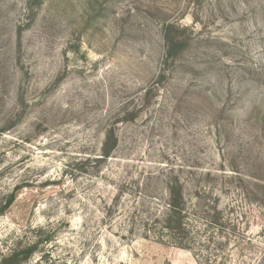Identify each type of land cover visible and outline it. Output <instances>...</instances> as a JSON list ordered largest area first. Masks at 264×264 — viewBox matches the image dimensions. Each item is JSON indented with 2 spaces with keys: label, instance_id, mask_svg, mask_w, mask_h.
I'll list each match as a JSON object with an SVG mask.
<instances>
[{
  "label": "rangeland",
  "instance_id": "1",
  "mask_svg": "<svg viewBox=\"0 0 264 264\" xmlns=\"http://www.w3.org/2000/svg\"><path fill=\"white\" fill-rule=\"evenodd\" d=\"M30 1L0 0V255L25 234L51 237L29 264H264V0ZM174 176L187 251L146 232Z\"/></svg>",
  "mask_w": 264,
  "mask_h": 264
},
{
  "label": "trees",
  "instance_id": "2",
  "mask_svg": "<svg viewBox=\"0 0 264 264\" xmlns=\"http://www.w3.org/2000/svg\"><path fill=\"white\" fill-rule=\"evenodd\" d=\"M31 3L38 4L39 0H31ZM33 5V4H32ZM173 29L172 25H168L166 28L167 35H165L166 39V54L164 64L170 61L173 57L176 45L169 40V32ZM18 41L20 39V32L17 34ZM19 47V46H18ZM159 85V81H156L151 87L145 89L141 99L139 110L144 109L149 106L151 99L155 96L157 92V87ZM128 116L125 119L127 122H133L136 120V112ZM118 145V138L116 135V131L114 127L108 128L105 132L104 140L101 147V158L95 159V167L103 163L105 160L109 159L112 153L115 151ZM166 191H167V199L164 203L165 209L160 216L156 218L153 217L152 220H147L148 229L146 232L148 234L154 235L158 237L159 243L164 238V244L170 247H177L181 250H190L191 249V232L188 226V214L186 212V201L183 196V186L179 179L174 177H169L165 181ZM17 191V190H16ZM121 194V192H119ZM120 194L114 198V205L120 196ZM196 197L199 196V193L196 192ZM16 200V192H13L6 199L5 205H3L0 209V216L4 215L15 202ZM201 220L200 217H197ZM204 220V218H202ZM206 220V219H205ZM149 223V224H148ZM209 225H212L213 222H206ZM50 236H36L35 240L28 241L27 236H24L17 239L16 242L10 245L6 254L0 255V264H29L32 260L33 256L39 251V249L48 244L50 242ZM24 240V241H23Z\"/></svg>",
  "mask_w": 264,
  "mask_h": 264
}]
</instances>
